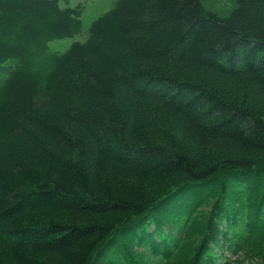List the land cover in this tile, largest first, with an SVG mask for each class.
Masks as SVG:
<instances>
[{
    "label": "trees",
    "instance_id": "obj_1",
    "mask_svg": "<svg viewBox=\"0 0 264 264\" xmlns=\"http://www.w3.org/2000/svg\"><path fill=\"white\" fill-rule=\"evenodd\" d=\"M61 2L0 0V264H228L223 238L256 246L264 192L216 180L264 178V0L225 16L118 0L57 50L83 30L84 5Z\"/></svg>",
    "mask_w": 264,
    "mask_h": 264
},
{
    "label": "rangeland",
    "instance_id": "obj_2",
    "mask_svg": "<svg viewBox=\"0 0 264 264\" xmlns=\"http://www.w3.org/2000/svg\"><path fill=\"white\" fill-rule=\"evenodd\" d=\"M118 0H69V2L67 3L65 0H62L61 4L62 6H76L77 4L82 3V5H84V9H83V14H82V19H83V30L80 34L75 35L73 37H67V38H63V39H58V40H54L53 42L50 43V45L52 46V48L57 49V50H66L73 42L77 41V40H85L87 38V36L89 35V28L91 23L100 15H102L103 13H105L106 11L110 10L111 8L114 7L115 3ZM204 4L206 5L207 8L210 9H214L215 11H217V13L225 16L228 15L234 8L235 6V2L234 0H203ZM242 176V175H240ZM225 176H220L217 178V182L216 184H222L219 186L221 188H219V190H225L224 187L227 186V190L226 193L230 190V187L233 188V193H238L241 192L242 190L243 195H244V199L242 201H245L247 195L249 194V192H251V189L254 187L257 189V193H263L264 192V178H260L259 176H255V175H246L242 178H240V181H235L234 179L231 178V175H229L228 177ZM243 183V184H242ZM260 185V186H259ZM192 190V189H190ZM189 189L185 190L184 193L186 195H188L189 197H191L190 199L193 200H197V196L193 195L192 191H190ZM253 190V189H252ZM220 193V192H218ZM254 194V193H253ZM212 200V199H211ZM210 200V201H211ZM184 202V201H183ZM191 201L188 203L190 204ZM241 203V201L238 202V205ZM185 204V202H184ZM212 202L209 204H198L196 206V208L194 209V211L192 212V221L189 220L188 223V228L193 227V236L191 237V241L193 242H197L200 240L199 236L202 232L201 228L203 224L208 223L206 221L207 216L210 214L211 211V206ZM173 207V204H168L166 205V208L164 209H168ZM242 219V222L238 223L237 225H234L233 228L237 229V230H241L240 228H244V224L246 219ZM223 227H225L227 225V221L222 223ZM155 227V224L151 227V229H153ZM231 230L232 228L229 227ZM116 233L113 235L115 236ZM230 236H233V233L231 232L229 234ZM112 236V237H113ZM223 234L220 235V239H222ZM259 239L258 242L256 243L257 245L255 246V244H253L252 242L248 241V240H244V243H242L243 247L239 248V250L234 251L233 249L229 248V241H226L227 238H223L225 245L221 246L218 249V256L222 255L223 257H220V262L221 263H228V264H264V232H261L259 234ZM116 238H118L116 236ZM126 242H128V239H124ZM121 241V240H120ZM117 244H119V241L117 242ZM134 244V243H132ZM115 245V243H114ZM115 247V246H114ZM114 247H112L113 249H109V253L112 257V261L114 263L120 262L119 260H117V258L115 257V249ZM143 247H139L138 245H134L132 246L130 249H132L133 251H136V249L138 250H142ZM122 256V255H121ZM122 259V258H121ZM124 259V258H123ZM125 261H128L125 259Z\"/></svg>",
    "mask_w": 264,
    "mask_h": 264
}]
</instances>
